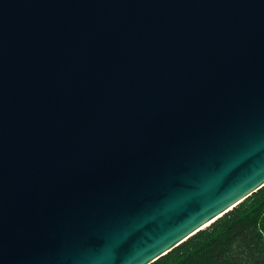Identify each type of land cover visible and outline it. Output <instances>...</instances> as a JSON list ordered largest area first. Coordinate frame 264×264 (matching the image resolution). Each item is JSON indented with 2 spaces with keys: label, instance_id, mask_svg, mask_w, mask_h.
Segmentation results:
<instances>
[{
  "label": "water",
  "instance_id": "95a60500",
  "mask_svg": "<svg viewBox=\"0 0 264 264\" xmlns=\"http://www.w3.org/2000/svg\"><path fill=\"white\" fill-rule=\"evenodd\" d=\"M264 188V0H0V264H153Z\"/></svg>",
  "mask_w": 264,
  "mask_h": 264
},
{
  "label": "trees",
  "instance_id": "16d2710c",
  "mask_svg": "<svg viewBox=\"0 0 264 264\" xmlns=\"http://www.w3.org/2000/svg\"><path fill=\"white\" fill-rule=\"evenodd\" d=\"M153 264H264V188Z\"/></svg>",
  "mask_w": 264,
  "mask_h": 264
}]
</instances>
